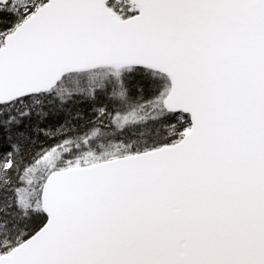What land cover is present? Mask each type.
<instances>
[{"label":"snow or ice","instance_id":"1","mask_svg":"<svg viewBox=\"0 0 264 264\" xmlns=\"http://www.w3.org/2000/svg\"><path fill=\"white\" fill-rule=\"evenodd\" d=\"M0 264H264V0H0Z\"/></svg>","mask_w":264,"mask_h":264}]
</instances>
